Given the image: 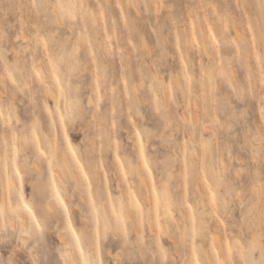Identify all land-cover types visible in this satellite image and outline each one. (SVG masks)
Returning <instances> with one entry per match:
<instances>
[{
  "label": "clouds",
  "instance_id": "obj_1",
  "mask_svg": "<svg viewBox=\"0 0 264 264\" xmlns=\"http://www.w3.org/2000/svg\"><path fill=\"white\" fill-rule=\"evenodd\" d=\"M0 264H264V0H0Z\"/></svg>",
  "mask_w": 264,
  "mask_h": 264
}]
</instances>
